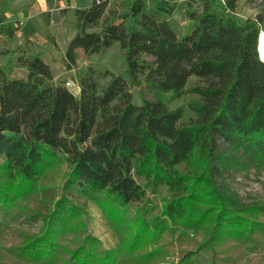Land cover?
<instances>
[{"label": "trees", "instance_id": "1", "mask_svg": "<svg viewBox=\"0 0 264 264\" xmlns=\"http://www.w3.org/2000/svg\"><path fill=\"white\" fill-rule=\"evenodd\" d=\"M199 2L181 36L166 17L146 12L144 0L129 1L120 15L104 17L108 0L75 10L68 63L76 66L78 50L99 55L117 44L126 76L104 71L100 83L89 67L77 95L55 84L49 66L24 46L13 63L0 65V208L36 193L50 170L67 166L64 196L40 233L19 247L30 264H136L161 256V240L178 229L207 230L183 259L199 264L201 250L228 240L253 247L255 235H264L263 209L243 204L224 184L225 176L264 168V19L238 21L239 0ZM13 68L25 75L12 77ZM191 77L196 82L187 87ZM188 94L196 100L171 107ZM186 111L193 116L182 121ZM162 188L161 206L152 205L148 195ZM72 190L121 235L116 247L101 251L90 235L74 250L59 245L84 228L82 209L67 198Z\"/></svg>", "mask_w": 264, "mask_h": 264}, {"label": "rangeland", "instance_id": "2", "mask_svg": "<svg viewBox=\"0 0 264 264\" xmlns=\"http://www.w3.org/2000/svg\"><path fill=\"white\" fill-rule=\"evenodd\" d=\"M109 4L104 17L110 11H116L118 15L123 13L127 7V0H108ZM186 0L179 6L172 3L171 12L173 19L170 20L178 36L183 35L191 27V21L187 12L198 9L199 0ZM189 6V8H188ZM153 6H151L150 12ZM260 15L264 19V0H239L234 12L235 18L243 22L246 19L255 18ZM264 35V21H263ZM261 34V33H260ZM12 54V53H11ZM260 55V54H259ZM47 58V57H46ZM264 61V57L259 59ZM10 60L13 63L15 61ZM53 80L55 84L67 87L75 95L78 94V79L89 67L98 74L100 83L107 81L103 76L104 71L121 75L124 78V57L117 44L108 48L99 55H85L83 52L77 54L76 66L72 67L63 57L57 55L53 60ZM12 69L11 76H19L20 72ZM196 82L191 77L187 82L190 87ZM137 88L131 89L134 103L138 104ZM196 96L188 94L183 99L175 101L171 107L181 106L184 101L196 100ZM190 111H186L182 121L192 117ZM67 173L65 164L58 165L50 170L38 182V191L34 194L18 200L9 208H0V264H30L20 252L21 247L27 240L40 233L43 228L44 217L54 208V203L64 196V181ZM142 183L140 179H137ZM225 187L236 194L239 200L246 205H258L264 211V168L253 167L248 170L236 172L224 177ZM165 190L162 188L155 195H148L150 203L160 207ZM67 198L80 207L83 211L84 228L79 227L75 232L67 233L59 239V245L71 250L81 245L83 237L90 235L100 242L99 250H108L116 247L120 242L121 235L112 229L104 218L99 207L87 197L72 190ZM134 204L128 206V216L132 217ZM258 221L264 224V215L258 217ZM207 230L194 231L178 229L174 234H166L160 242L162 255L148 261H140L136 264H185L184 257L189 251L196 248L206 239ZM257 244L253 247L246 246L234 240H228L217 244L210 249L201 250L196 254L199 264H264V235L256 234ZM139 252L137 256L143 255ZM190 261L191 258H189ZM121 264H134L131 262Z\"/></svg>", "mask_w": 264, "mask_h": 264}, {"label": "crops", "instance_id": "3", "mask_svg": "<svg viewBox=\"0 0 264 264\" xmlns=\"http://www.w3.org/2000/svg\"><path fill=\"white\" fill-rule=\"evenodd\" d=\"M129 1L134 0H127V3ZM144 1L146 12L153 6V12L172 20L171 7L167 8L162 3L179 6L186 0ZM91 3L92 0H0V65L7 64L13 58L16 60V49L24 46L26 55L32 52L39 54L53 73V60L60 55L66 62V48L76 34L75 10L87 9ZM14 69L20 72L17 77L25 75L24 69Z\"/></svg>", "mask_w": 264, "mask_h": 264}, {"label": "bare ground", "instance_id": "4", "mask_svg": "<svg viewBox=\"0 0 264 264\" xmlns=\"http://www.w3.org/2000/svg\"><path fill=\"white\" fill-rule=\"evenodd\" d=\"M258 51L260 54L259 56L264 57V35L262 33L260 35L259 42H258Z\"/></svg>", "mask_w": 264, "mask_h": 264}, {"label": "water", "instance_id": "5", "mask_svg": "<svg viewBox=\"0 0 264 264\" xmlns=\"http://www.w3.org/2000/svg\"><path fill=\"white\" fill-rule=\"evenodd\" d=\"M258 54H259V51H258ZM260 57V56H259ZM261 60V59H260Z\"/></svg>", "mask_w": 264, "mask_h": 264}]
</instances>
